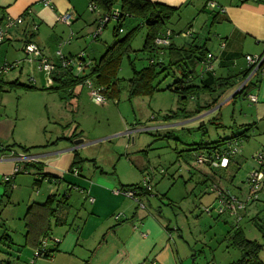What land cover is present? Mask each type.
Returning a JSON list of instances; mask_svg holds the SVG:
<instances>
[{
    "label": "rangeland",
    "instance_id": "374dc122",
    "mask_svg": "<svg viewBox=\"0 0 264 264\" xmlns=\"http://www.w3.org/2000/svg\"><path fill=\"white\" fill-rule=\"evenodd\" d=\"M183 8L179 11V18L177 20L173 18L170 25V28L175 31L172 37L173 42L177 44L182 43V40L189 42L190 37L183 38L177 32L193 28L198 41L204 42L206 49L215 53L218 49L219 34H221L219 29L225 24L211 23L214 11H209L208 5L204 11L197 14L195 10H183ZM87 10L80 18L85 21L81 26L86 30L82 31L77 39L81 40L84 55L92 52L96 55L104 44L108 45L112 42V29L116 20L111 17L95 39L94 33H88V30L93 28L91 20L97 16L100 9L96 8L94 12H90L88 8ZM145 31V27H142L132 42V48L137 50L132 53L137 68L147 63L146 54L139 51ZM73 44H76L75 40L72 41V46ZM239 50L242 55L235 58L233 65L228 68H219L218 74L233 75L247 66L244 54L251 53L249 45L241 44ZM28 68L29 64L28 66L26 64L23 72L27 74ZM35 68L37 69V66L34 63L32 70L35 71ZM199 71L200 65L195 66L194 72ZM34 75L38 77L35 72ZM130 75V66L124 58L118 72L120 78L118 96L113 99L105 98V103L101 105L92 100L85 87L81 89L80 96L73 101V105L66 104L56 91L41 90L46 85L40 81L36 89L25 90L15 86L5 91L7 88H0V142L9 145L8 148L19 156L34 155L41 151L42 143L54 140L61 133L67 134L69 130L71 132L77 125V131L80 130L82 136L79 139L85 145L78 151L80 157L86 158L81 164L82 174H92V177L99 174L92 166L94 162L105 172V175L115 181L114 185L112 183L115 188L120 189L119 183H135L139 187L134 189L136 193L139 189L143 190L147 185H151L153 195L148 194L146 197L144 195V203L154 212L159 209L157 216L171 232L172 244L175 243L179 262L183 264L236 262L240 258V251L231 244L230 233L228 234L235 225L234 221L226 213L218 212L220 203L211 189L213 186L217 188L219 183L225 186L223 189H228L231 193L239 196L246 194L248 188L246 178L250 172L258 168L253 155L258 151L254 150L259 144V135L254 134V136L250 133L248 138H241L238 154L242 157L241 165L237 170L229 172L233 173L230 181L221 178V174L227 170H219L216 173H209L214 180L208 178L206 184L204 182L201 184L199 182L201 173L195 172L197 170L195 167L198 168L201 164L194 163L196 161L192 157L199 152L192 149L194 147L190 144L206 140L214 141L229 135L226 126L230 125L232 120L241 122L239 120L242 117L238 114V109L247 105L246 100L243 95H238L229 106L221 105L219 109L201 117L208 110H205V107L203 109L199 107L200 111H196V100L181 99L172 91L163 90L166 85L173 82V75L164 77L162 72L157 76L155 82H159L158 87L162 90L155 91L149 96L129 98L125 79ZM22 78L27 80L24 75ZM20 82L27 83V81ZM248 90L249 87L243 93ZM67 105L70 110L66 109ZM182 107L185 108V112L181 110ZM174 112H177L176 118L168 121L162 119L163 115ZM157 125L166 126L151 129ZM19 145L30 148L23 151ZM233 156L236 157V155ZM201 169L202 167L198 170ZM261 170L264 174V163ZM32 180V174L26 172L16 174L9 201L8 195L2 198L0 224L2 220L6 229L0 225V234L6 232L12 237L14 243L20 246V251H12V257H10L16 264H66L62 259L55 260L54 257L49 259L35 257V249L22 244L25 230L23 214L29 192H32L36 201H42L44 197L41 194L47 189L45 183L36 188L32 187ZM121 189H131V187L126 186ZM256 195L245 204L237 226L241 227L246 238L262 243V232L258 226L263 224L264 228V177ZM79 200L81 201L80 197L73 192L71 203L77 205L75 201ZM132 200L135 207L137 199ZM148 203L151 204V208ZM205 207L208 209L205 210ZM53 226L51 230L55 233L60 226ZM260 228L263 230L262 227ZM124 231H128V228L125 227ZM116 234L117 231L113 233V235ZM106 236L104 233L98 242H103ZM45 239L47 244L53 240ZM56 240L60 238L57 237ZM2 242L0 247L5 249ZM91 254L93 255V250ZM2 256L5 255L0 253V258ZM258 257L264 262V248L259 251ZM87 260H91L89 255Z\"/></svg>",
    "mask_w": 264,
    "mask_h": 264
},
{
    "label": "crops",
    "instance_id": "0c3cea01",
    "mask_svg": "<svg viewBox=\"0 0 264 264\" xmlns=\"http://www.w3.org/2000/svg\"><path fill=\"white\" fill-rule=\"evenodd\" d=\"M150 1L179 8V11L185 7L183 10H195L196 14L197 12L204 11L206 5H208L209 11H214V14H217V18H222L216 21L225 24L219 29V33L221 34H219L218 49L215 53L207 50L215 56V60L212 62V71L217 76H229V74L217 73L219 68H222L218 67V61L224 57L223 54L242 55L239 50L241 44L243 46L249 45L251 53L246 52L245 54L260 55L264 50V0ZM89 3H93V0H0V23H2L7 16L11 18H23L21 24L7 30L4 41L0 43V65L4 63L16 65L0 74V87L5 89V83L14 81L20 84L31 85L34 89L37 88L36 85L39 81L40 83L44 82L46 86L42 87L41 90H48L47 88L52 85V80L46 73L36 68L35 71L32 70V65L34 63L36 64V59H33V62L30 63L23 50L24 44L28 41L35 43L41 50L42 55L52 62L57 61L56 51H60L61 56L66 58L74 57L82 53L84 57V68L81 74L83 75L87 72V64L90 65L93 61L97 60L107 45L104 44V42V45H101L102 47L96 55L92 54L93 52L84 55L82 52L84 48L82 44H80L81 40L77 39V37L80 33L82 34V31L86 30L81 26L85 21L80 18L84 15ZM96 8L93 11H89L94 12ZM99 12L97 16L92 18L91 22L93 23V28L88 30V33H94L97 28L98 20L101 16V11ZM64 13L71 15L70 23H65L59 19ZM166 33L170 34V29H168ZM179 34L183 38L186 36L190 37V40L195 37L198 38L197 34L194 35L193 28H187ZM97 35L93 36V38H97ZM74 40L76 44L72 46V41ZM222 43L224 44L223 46H221ZM234 59L230 66L233 65ZM26 64L27 66L29 64L27 74L23 72ZM16 69H18V71H15ZM34 72L38 77L34 75ZM22 75H24L27 80H22ZM7 76H9V79L6 78ZM252 79L256 84L251 85L247 92L240 94L243 95L247 103L246 106L238 109V114L242 117V119L239 120L241 122L232 120L231 124L226 126L229 135L224 137L232 136L236 134V132L243 130L244 125L252 124L248 134L252 133L253 135H259V144L254 150L256 151L264 146V77L258 73L254 75ZM20 81H27L28 84ZM241 83L235 89L225 93L214 108H205V110L208 111L201 115V117L208 115L215 109H219L221 105L229 106L230 102L235 99H231V97L235 94L236 89ZM84 87L85 86H76L73 88L70 95L64 100L65 103L73 105V101L79 98L81 89ZM57 94L60 97V94ZM249 94L256 95L255 102L249 100ZM190 99L196 100L195 107L198 106L202 109L211 101V98L206 94H202L200 97H190ZM69 105L66 107L67 110H70ZM197 109L198 108H196V111H198ZM234 109H236L235 105ZM202 125H200V127ZM164 126L166 125H157L151 127V129ZM77 128L76 125L72 128L71 132L69 130L67 134L61 133L56 136L54 140L42 143L40 145L41 151L29 156H19L11 149L5 148V146L9 145H4L0 142V200L5 197L3 193L6 192L9 201L10 190L13 187L15 176L18 174L15 173L16 169H21L25 161H31V159L33 161V159H35L42 163V171L44 173H48L56 179L51 181L43 180L38 185H33L32 180L31 186L36 188L42 183L46 184L47 189L41 194L44 200L48 195L56 192L66 193L67 196L68 208L65 213L64 223L54 225L53 227H60L55 233L54 230H51L48 236V240L53 239L50 240V244L54 239H57V237L60 238L57 243L56 251L52 255L55 260L62 259L66 264H84L89 255V259L91 260H87V264H183L181 261L179 262V255L175 248V243L172 244L171 232L167 230L164 222L157 216L159 209L157 211L155 210V215V212L148 209L144 203V195L145 197L148 194L153 195L151 194L153 189L151 185L149 189L146 187L143 188V190H139V194H137V192L135 193L134 199L137 200L134 207L133 198H126L121 192H117V190H121V188L131 184H122L118 181L120 189L117 187L115 188L113 186L115 181H112L108 175H105V172L94 162L92 166L99 174L93 177L92 174H82L83 170L81 164L83 162L79 164L78 168L74 167L73 172L69 171L73 160V153L75 151L78 152L85 146L82 140L79 139L82 137L81 133L78 137L68 140L72 132L80 131H77ZM58 138L63 139L57 140ZM239 144L240 143H238V145ZM239 151L234 154L236 155L234 160L229 162V160L226 159V162L224 164H219V167L217 164H213L214 169L202 164L199 165L198 168L195 167V169H197L195 172L198 171L201 173L199 182L201 184H206L208 178L214 180L209 173H216V171L219 170H227L225 173L221 174V178L230 181V176L233 173L230 174L229 172L237 170L241 165L242 157L238 155ZM81 158L84 159L83 157ZM90 160H92V158H90ZM201 167L202 169L198 170ZM26 173L32 174L33 179L38 177L33 174L34 171L32 169L28 170ZM212 183L215 184L214 182ZM217 187L223 189L225 186L218 183ZM73 192L81 199V201H75L77 205L70 201ZM31 193L32 192H29L25 210L31 202L44 201H36ZM215 196L217 198V195ZM148 206L151 208V204L148 203ZM115 215H118V218H115ZM111 216L112 218H110ZM232 219L235 224L234 226H237L235 218L232 217ZM0 225L2 228H5V223L2 220ZM125 227L128 228V231H124ZM237 227L233 228L236 229ZM233 228L228 231V234L233 231ZM116 231L117 234L113 235ZM3 233H1L0 236ZM104 233L105 236L107 233V236L103 242H98ZM4 234L11 240V246L4 249L5 253L0 251L1 254L5 255L0 258V261L8 258L11 260V264H16L10 257H12V251H20V246L14 243L9 234L6 232ZM109 238H111V241H109ZM92 250L93 255L91 254Z\"/></svg>",
    "mask_w": 264,
    "mask_h": 264
},
{
    "label": "trees",
    "instance_id": "16d2710c",
    "mask_svg": "<svg viewBox=\"0 0 264 264\" xmlns=\"http://www.w3.org/2000/svg\"><path fill=\"white\" fill-rule=\"evenodd\" d=\"M93 3L100 9L102 17L105 16L110 19L113 16V12L118 10L121 12L120 18L115 21L112 29V42L106 45L97 60L93 61L90 65L87 64L88 71L83 75L76 74L72 69L61 67L56 61L55 68L50 72L52 85L47 89L58 92L60 98L63 100L70 95L73 88L83 86L85 79H90L94 86L102 88V93L107 99L117 97L120 90L118 72L121 61L126 58L131 69V75L125 79L129 98L149 96L155 91L162 90L158 87L159 82H155V80L159 74L164 72V77L171 74L174 80L172 83L166 85L163 90L168 89L181 99L200 97V95L206 94L211 98L210 103L205 106L208 109L217 105L225 93L235 89L249 76L255 67V65H247L238 73L225 77L217 76L212 70L205 71L202 62L210 52L207 51L204 42L200 43L197 37L192 38L189 42L185 41L180 44L173 42L172 37L175 31L170 28V25L173 18H175L174 20L179 18V8L150 0H93ZM221 19V17L217 18V14H214L211 18V23ZM142 27H145L146 31L139 51L146 54L147 63L137 68L134 64L135 57L132 56V53H135L137 50L132 48V42ZM168 29L171 32L167 36L168 44H157L155 39L166 38L165 33ZM262 54H264V50L260 55ZM223 55L224 57L218 61V67L222 68L229 67L233 59L239 56L237 54ZM214 60L215 56L212 62ZM197 65H200V71L195 73L194 68ZM257 74L258 70L239 88L231 99L243 94L251 85H255L256 82L252 78ZM4 86L7 88L5 91L15 86H20L25 90L34 89L31 85L20 84L16 81L5 83ZM196 108L200 111L198 106ZM181 110L185 112V108L182 107ZM176 116L177 112H174L163 115L162 119L168 121L169 119L176 118ZM251 125H244L243 130L236 132L232 136L218 138L214 141L206 140L205 142L191 143L190 146L194 147L192 149H196L199 153H205L210 160L203 165L214 169L212 160L216 161L218 167L221 157H226L229 162L234 160V156L231 155L230 150L233 149V145L240 148V144L238 145V143L241 142V138H248ZM80 133L81 131L72 132L68 140L78 137ZM61 139L63 138H58L57 140ZM235 141L236 144H233ZM19 146L23 151H27L30 148L22 145ZM5 148H8V146H5ZM192 156L194 158V155ZM84 160L75 151L69 171L73 172V168H78L79 164ZM30 169L34 171L33 174L35 176H38L33 179V185H38L43 180L51 181L56 179L52 175L44 173L42 171V163L36 160L25 161L22 168H17L15 173L28 172ZM127 187H131L132 190L139 188L137 184L127 185ZM138 191L137 194H139ZM3 195H6V192ZM1 204L2 199L0 200V206ZM67 208L66 193L56 192L48 195L43 202H31L23 215L25 228L23 246L29 245L38 250L37 257L44 259L51 258L56 251L58 241H53L50 245L46 244L43 250L41 247L46 240L45 238L49 236L51 226L64 223ZM258 227L262 232V243L246 238L240 227L233 228L229 239L231 240V244L240 251V258L232 264H264L258 257L259 251L264 248L263 224ZM1 242L5 248L11 246V240L5 234L0 236ZM0 251L4 252V249L0 247ZM87 262L86 260L84 264H87ZM0 264H11V260L5 258L0 261Z\"/></svg>",
    "mask_w": 264,
    "mask_h": 264
},
{
    "label": "built area",
    "instance_id": "2783aa9c",
    "mask_svg": "<svg viewBox=\"0 0 264 264\" xmlns=\"http://www.w3.org/2000/svg\"><path fill=\"white\" fill-rule=\"evenodd\" d=\"M95 8H96V6L94 3H89L88 9L90 11H93ZM115 14H116V12L114 11L113 15H115ZM59 19L65 23H70L71 15H69L68 13H64L59 17ZM108 19L109 18L105 17V16H103V17L101 16L99 18L97 28L95 29L93 36H96L100 32L101 28L108 21ZM22 22H23L22 17H17V18H11L8 16L5 17L4 21L2 23H0V43H2L4 41L7 30L9 28H11L13 26H17V25L21 24ZM168 34L169 33H166L167 36H168ZM155 42L159 45H166V44H168V38L167 37L166 38H158V39H155ZM223 45L224 44L222 43L221 46H223ZM23 50H24V53H25L27 60L30 63H32L33 59H36L37 69H39L40 71H43L49 77H50V72L55 68V64L57 62L61 67L67 68V69H72L76 74H81V72L83 71V68H84V57H83L82 53H79L74 57L66 58V57L61 56L60 51H56L55 54L57 57V62H52V61H49L46 57H44L42 55L39 47L33 42L25 43ZM244 58L247 62V65H249V66L255 65V67L253 68V70L250 73L251 75L249 74L250 77L254 74V72L256 70H258V73H260L264 77V60H263L264 54H262V55L246 54L244 56ZM213 59H214V55H212L211 53H208L206 55L205 60L202 62V64L204 65L203 67H204L205 71L206 70H208V71L212 70V60ZM14 66H16V65L7 64V63L0 65V74H2L3 72H6L7 70H9L10 68H12ZM83 84H84L83 86H85L87 88L89 96L92 98V100L96 104L101 105V104L105 103V96L102 93V88L94 86L90 79H85ZM248 98L251 102L256 101V95H254V94H249ZM236 141L233 144H236ZM237 143H238V141H237ZM238 151H239V148H237L236 145H233V149L230 150V153H231V155H234ZM194 159H195L196 163L202 164V165L210 160L209 157L205 153L196 154L194 156ZM226 159H227L226 157H221L220 158V164H224L226 162ZM253 159L257 163L258 168L253 170L252 172H250L248 174V178H247L248 191L246 192L245 195L239 196L238 194L231 193L228 189H222L219 187L216 188V186H213L211 189V191H214L216 193L217 199L220 203V207L218 208V212L222 213V214L226 213L228 216L235 218L237 223L241 219V212L245 209V204L251 198L257 196L256 193L261 186V182H262V179L264 177V174L261 170V167L263 166V163H264V147L254 153ZM33 160H35V159H33ZM211 162L216 165L215 160H212ZM146 187H147V189H149L148 185ZM117 192H121L124 196L130 197V198L135 197V191L132 189H121V190H117ZM204 209L207 210L208 208L205 207ZM115 218H118V215H115ZM55 241L57 242L58 240L55 239L54 242ZM46 244H47L46 242L43 243V245L41 247L42 250ZM34 256L35 257L38 256V250H35Z\"/></svg>",
    "mask_w": 264,
    "mask_h": 264
},
{
    "label": "water",
    "instance_id": "95a60500",
    "mask_svg": "<svg viewBox=\"0 0 264 264\" xmlns=\"http://www.w3.org/2000/svg\"><path fill=\"white\" fill-rule=\"evenodd\" d=\"M115 12H116V14L113 15L112 18L115 19V20H118L120 18L121 12L118 11V10L117 11L115 10ZM250 75L245 80L242 81L241 85L236 89L235 93L239 90V88H241V86H243L245 84V82L250 78ZM75 142H77V141H75Z\"/></svg>",
    "mask_w": 264,
    "mask_h": 264
}]
</instances>
